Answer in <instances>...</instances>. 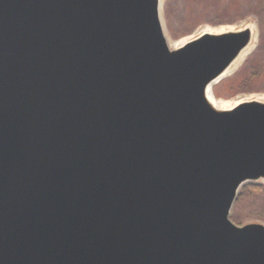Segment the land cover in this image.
I'll list each match as a JSON object with an SVG mask.
<instances>
[{"label":"water","instance_id":"water-1","mask_svg":"<svg viewBox=\"0 0 264 264\" xmlns=\"http://www.w3.org/2000/svg\"><path fill=\"white\" fill-rule=\"evenodd\" d=\"M159 5L0 0V264H264V103L206 95L252 30L170 49Z\"/></svg>","mask_w":264,"mask_h":264},{"label":"rangeland","instance_id":"rangeland-1","mask_svg":"<svg viewBox=\"0 0 264 264\" xmlns=\"http://www.w3.org/2000/svg\"><path fill=\"white\" fill-rule=\"evenodd\" d=\"M160 5L167 42L252 27L255 38L248 54L234 71L215 81L212 94L232 105L248 101L264 103V25L260 30L258 24L260 14L264 20V0H160ZM258 184L264 186V180ZM237 199L230 220L237 226L252 223L264 226V199L257 201L248 196ZM236 214L240 217L239 222L234 220Z\"/></svg>","mask_w":264,"mask_h":264},{"label":"bare ground","instance_id":"bare-ground-1","mask_svg":"<svg viewBox=\"0 0 264 264\" xmlns=\"http://www.w3.org/2000/svg\"><path fill=\"white\" fill-rule=\"evenodd\" d=\"M160 2V0H159ZM160 9H161V5H159V13H160ZM244 28H250L252 30V39H251V42L250 44L240 53V55L230 64V66L226 69V71L220 76V77H223L225 75H228L229 73H231L232 71H234L236 69V67H238V65L242 62V60L245 58V56L248 54L249 52V49L250 47L252 46V43L254 42V30L252 27H244L243 26V29ZM242 29H239L238 31H240ZM226 32H235L233 30H229V31H225V30H220V31H216V32H209L211 34H222V33H226ZM200 36V35H199ZM194 40V39H193ZM192 40H183L182 42L179 41V42H173V41H168L167 44H168V47L170 49H177V48H180L182 47L183 45L187 44L188 42H190ZM215 83L214 82H211L210 85L208 86L207 88V92H206V95H207V98H208V101L212 104V106L214 108H216L217 110H224V111H227V110H231L235 107H237L239 104L243 103V102H240V103H236L235 105H232V104H229L223 100H218L216 99L213 94H212V86L213 84Z\"/></svg>","mask_w":264,"mask_h":264},{"label":"trees","instance_id":"trees-1","mask_svg":"<svg viewBox=\"0 0 264 264\" xmlns=\"http://www.w3.org/2000/svg\"><path fill=\"white\" fill-rule=\"evenodd\" d=\"M258 24H259L260 30H262V27L264 25V20H263V15H261V14L258 17ZM242 196L243 197L244 196H248V197H251V198H256L257 201H261V200L264 199V186L260 185V184H254V183L247 184L240 191L237 200L241 199ZM234 220L236 222H239L240 221V217L236 214Z\"/></svg>","mask_w":264,"mask_h":264}]
</instances>
